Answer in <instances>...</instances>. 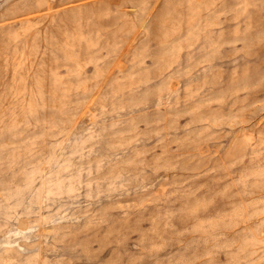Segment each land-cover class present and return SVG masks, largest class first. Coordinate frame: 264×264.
I'll return each mask as SVG.
<instances>
[{
    "label": "rangeland",
    "instance_id": "rangeland-1",
    "mask_svg": "<svg viewBox=\"0 0 264 264\" xmlns=\"http://www.w3.org/2000/svg\"><path fill=\"white\" fill-rule=\"evenodd\" d=\"M0 264H264V0H0Z\"/></svg>",
    "mask_w": 264,
    "mask_h": 264
}]
</instances>
